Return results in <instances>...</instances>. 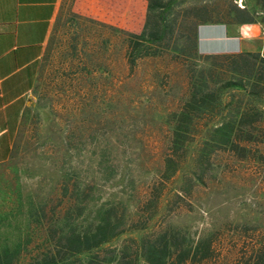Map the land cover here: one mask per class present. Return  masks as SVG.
I'll use <instances>...</instances> for the list:
<instances>
[{"label": "trees", "instance_id": "trees-1", "mask_svg": "<svg viewBox=\"0 0 264 264\" xmlns=\"http://www.w3.org/2000/svg\"><path fill=\"white\" fill-rule=\"evenodd\" d=\"M70 3L71 17L77 18V5L83 3L78 13L87 24L103 27L121 38L128 72L146 59L168 56L181 62L186 71V94L164 117L168 132L165 151L161 164L146 173L149 178L144 201L134 192L136 184L146 178L138 180L140 176L129 172L127 166L110 165L115 158L113 148H93L85 153L83 148H54L57 156L51 162V181L58 186L56 205L64 204V210L56 212L45 197L29 204L28 221L43 232L31 254L29 238L27 243L22 241L11 212L7 218L0 215V228L6 222L9 231L0 237V264H22L24 254L28 255L24 264L206 263L212 256L213 234L194 238L172 220L154 230L152 226L148 229V224L158 216L164 185L173 183L174 192L161 214L169 212L172 203L190 199L194 187L206 186L214 177L216 156L264 165L259 150L264 147V53L202 55L196 34L202 25L219 24L231 30L264 25V0H243L241 7L233 0ZM99 110L110 111L111 105L101 103ZM74 138L76 143L81 142L79 136ZM12 156L13 146L8 158ZM85 159L89 165L93 163L91 172L101 183L110 186L116 179L113 185L120 188L119 193L105 198L93 193L90 181L94 177L79 170ZM114 174L116 178L111 179ZM136 232L141 233L136 240L125 239L117 247L109 245ZM240 264H264V246Z\"/></svg>", "mask_w": 264, "mask_h": 264}, {"label": "rangeland", "instance_id": "rangeland-1", "mask_svg": "<svg viewBox=\"0 0 264 264\" xmlns=\"http://www.w3.org/2000/svg\"><path fill=\"white\" fill-rule=\"evenodd\" d=\"M233 1L242 6L243 0ZM82 8L83 3L77 5L74 19L69 14L70 0L61 1L36 85L16 132L13 156L0 162V215L7 218L11 212L22 241L29 242V254L43 237L42 230L28 221L29 204L45 197L56 212L64 210V204L56 205L58 186L51 181V162L57 156L54 148H83L84 153L113 148L115 158L108 161L110 165L127 166L140 176L138 180L146 178L136 184L134 192L144 201L146 173L161 164L165 151L168 132L164 117L186 94V71L181 62L168 56L146 59L128 72L121 38L87 24L78 13ZM101 103L110 104L111 110L101 112ZM76 136L81 142L76 143ZM259 150L264 155V147ZM215 159L214 177L206 186L194 187L190 199L172 203L169 212L161 214L174 192L173 183L164 185L158 216L148 229L172 220L194 238L213 234L211 260L204 264H240L264 246V165L236 162L223 155ZM92 164L85 159L79 168L81 174L94 177L92 192L102 198L119 193L120 188L113 185L116 179L110 186L101 183L91 172ZM5 224L0 237L9 232ZM140 235L125 234L109 245L117 247ZM27 259L24 254L21 263Z\"/></svg>", "mask_w": 264, "mask_h": 264}, {"label": "crops", "instance_id": "crops-1", "mask_svg": "<svg viewBox=\"0 0 264 264\" xmlns=\"http://www.w3.org/2000/svg\"><path fill=\"white\" fill-rule=\"evenodd\" d=\"M62 0H0V162L14 144ZM200 54L264 53V25L197 29Z\"/></svg>", "mask_w": 264, "mask_h": 264}, {"label": "built area", "instance_id": "built-area-1", "mask_svg": "<svg viewBox=\"0 0 264 264\" xmlns=\"http://www.w3.org/2000/svg\"><path fill=\"white\" fill-rule=\"evenodd\" d=\"M239 7H241L240 5H238Z\"/></svg>", "mask_w": 264, "mask_h": 264}]
</instances>
